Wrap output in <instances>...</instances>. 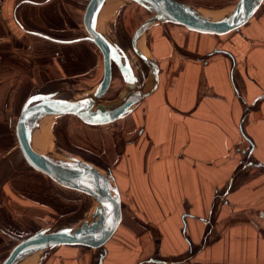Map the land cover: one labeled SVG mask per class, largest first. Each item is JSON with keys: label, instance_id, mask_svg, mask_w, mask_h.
Masks as SVG:
<instances>
[{"label": "crops", "instance_id": "obj_1", "mask_svg": "<svg viewBox=\"0 0 264 264\" xmlns=\"http://www.w3.org/2000/svg\"><path fill=\"white\" fill-rule=\"evenodd\" d=\"M119 1L99 16L101 32L108 5L110 38L119 34L110 19ZM180 1L215 11L238 0ZM88 2L0 0V251L11 234L32 235L79 211V192L26 164L15 126L36 92L62 82L87 92L101 82L103 55L84 39ZM142 40L159 84L118 129L104 130L123 222L102 264H264V2L224 37L165 23ZM35 259L99 264L100 255L62 246L25 264Z\"/></svg>", "mask_w": 264, "mask_h": 264}, {"label": "water", "instance_id": "obj_2", "mask_svg": "<svg viewBox=\"0 0 264 264\" xmlns=\"http://www.w3.org/2000/svg\"><path fill=\"white\" fill-rule=\"evenodd\" d=\"M112 1L116 0H89L83 18L87 33L84 39L94 43L104 58V75L99 85L92 92L77 96L36 92L24 105L15 126L17 148L26 164L60 186L95 200L97 219L79 225L45 228L19 238V243L0 264H23L31 257L40 253L44 256L62 246L96 250L100 255L99 264H102L105 246L123 222L122 196L112 171H104L92 162L72 156L61 158L54 152L40 155L32 146L33 134L45 121L62 117H75L89 126H105L130 115L136 106L156 91L159 84L157 61L144 54L138 46L151 27L169 23L189 32L224 37L247 25L264 2L238 0L233 10L223 17L202 19L198 9L180 0H124L135 2L151 13L134 33L131 53L99 30L100 13ZM134 55L146 64L149 73L146 74L135 61ZM115 67L126 87L117 98L108 100Z\"/></svg>", "mask_w": 264, "mask_h": 264}, {"label": "rangeland", "instance_id": "obj_3", "mask_svg": "<svg viewBox=\"0 0 264 264\" xmlns=\"http://www.w3.org/2000/svg\"><path fill=\"white\" fill-rule=\"evenodd\" d=\"M237 0H235L236 2ZM122 2V3H121ZM119 1L118 4L114 5L110 19L113 21V25L118 28V36L112 38L118 44H120L123 48H126L129 52L132 53V49L129 46V43L132 40L134 32L150 17L151 13L144 7L132 1ZM234 2V3H235ZM122 5V6H121ZM212 10L199 9L201 13L210 14V15H226L231 8L230 5H216L210 6ZM120 8V11H119ZM227 8V9H225ZM225 9V10H224ZM117 14V15H116ZM116 16V17H115ZM222 16V17H223ZM115 17V18H114ZM141 43L144 49L147 51L146 45L144 41L141 39ZM148 52V51H147ZM134 59L138 64H140L144 71L149 73L147 70L148 67L136 56L134 55ZM123 77L117 67L114 68V79L107 95V99H115L120 93L125 89L126 84L123 81ZM53 92L61 93L62 95H80L90 93L93 90L87 91L82 87H73L69 82H62L57 86H53ZM45 92V91H44ZM51 124V125H50ZM48 125L50 130V135L54 142V153L61 157L66 158L68 156L79 158L85 161L92 162L99 166L102 170L107 171L110 169L111 165L116 164L115 157H112L109 154V150L104 147L103 138L105 136L110 135L107 130L109 128H119L118 121L111 124L103 126H89L84 124L82 121L76 119L75 117H62L57 120H53ZM55 131L57 132V137L55 136ZM119 134L118 130L115 133ZM118 151V150H117ZM77 156V157H76ZM95 161L98 163H95ZM79 194L78 205L77 207H73V209L78 208V212H67L65 215L66 218H63L57 224L51 227L56 226H69V225H79L88 220L97 219V215L93 216L94 210L97 206L95 200L83 195ZM50 228V227H48ZM12 238H9V242L5 247L1 248L0 251V263L6 258L12 248L19 243V238L25 237L22 234L14 233L11 234Z\"/></svg>", "mask_w": 264, "mask_h": 264}, {"label": "bare ground", "instance_id": "obj_4", "mask_svg": "<svg viewBox=\"0 0 264 264\" xmlns=\"http://www.w3.org/2000/svg\"><path fill=\"white\" fill-rule=\"evenodd\" d=\"M117 5V3H115ZM114 4V5H115ZM114 5H112L111 7V11H110V15H112L114 9ZM231 11V10H230ZM229 11V12H230ZM197 12L199 13V16L202 19H206V18H220L223 16V14H219V15H210V14H205V13H201L199 10H197ZM228 12V13H229ZM105 15H101V21H102V25H101V32L103 35H105L106 37H109L108 35H110L109 30L107 29L105 23L107 24V26H109L111 24L109 18H108V5L106 6L105 9ZM227 14V13H226ZM139 45V49H141V51L146 54L147 56H149L148 52L144 49L141 40L138 43ZM53 120H48L45 121L43 124H41V126L35 131V133L33 134L32 137V146L34 148V150L40 154V155H48L50 153L54 152V142L53 139L50 135V130L48 128V125L52 122ZM51 125V124H50ZM72 156V155H71ZM77 157V156H76ZM80 158V157H79ZM97 206L94 210V214L93 216L97 215ZM29 260V259H28ZM27 260V261H28ZM27 261H25L23 264H25ZM38 259H35L34 261H32L30 264H37Z\"/></svg>", "mask_w": 264, "mask_h": 264}, {"label": "trees", "instance_id": "obj_5", "mask_svg": "<svg viewBox=\"0 0 264 264\" xmlns=\"http://www.w3.org/2000/svg\"><path fill=\"white\" fill-rule=\"evenodd\" d=\"M76 119H78V118H76ZM79 120V119H78ZM81 121V120H80ZM55 136L57 137L58 135H57V132L55 131ZM95 163H97L96 161H95ZM98 164V163H97ZM83 248H86V247H83ZM86 249H90V248H86Z\"/></svg>", "mask_w": 264, "mask_h": 264}, {"label": "flooded vegetation", "instance_id": "obj_6", "mask_svg": "<svg viewBox=\"0 0 264 264\" xmlns=\"http://www.w3.org/2000/svg\"><path fill=\"white\" fill-rule=\"evenodd\" d=\"M131 43H132V40H131V42L129 43V46L131 47ZM145 66H146V64H145ZM147 67V66H146ZM144 69V68H143ZM147 70H148V68H147Z\"/></svg>", "mask_w": 264, "mask_h": 264}]
</instances>
